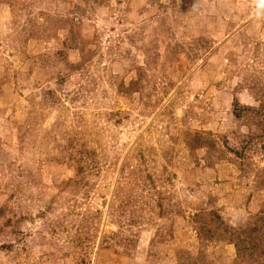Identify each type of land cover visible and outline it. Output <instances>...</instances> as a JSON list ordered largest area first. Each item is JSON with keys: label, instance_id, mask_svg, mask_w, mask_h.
<instances>
[{"label": "rangeland", "instance_id": "obj_1", "mask_svg": "<svg viewBox=\"0 0 264 264\" xmlns=\"http://www.w3.org/2000/svg\"><path fill=\"white\" fill-rule=\"evenodd\" d=\"M0 264H264V0H0Z\"/></svg>", "mask_w": 264, "mask_h": 264}]
</instances>
